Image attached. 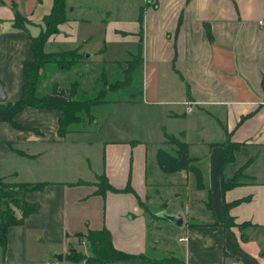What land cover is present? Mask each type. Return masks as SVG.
<instances>
[{
  "label": "crops",
  "instance_id": "1",
  "mask_svg": "<svg viewBox=\"0 0 264 264\" xmlns=\"http://www.w3.org/2000/svg\"><path fill=\"white\" fill-rule=\"evenodd\" d=\"M138 2L135 16L99 18V52L107 44L123 43L130 47L124 51L133 54L132 47L136 52L140 35L139 70L145 73L146 99L151 104L177 106L167 116L182 118L184 126L162 133L152 142L147 159L149 141L134 135L96 142L85 137L77 141L69 139L71 126L59 135L60 112L54 107L22 109L14 116L20 128L0 122V178L5 182H46L41 190L24 195L25 201L37 203V211L21 225L8 228L0 264H67L69 248L78 251L77 247L83 246L86 250L83 238L77 234L102 227L109 232L116 250L142 254L149 260L175 258V264H264V0ZM51 3L52 0H0V86L5 101L14 102L20 96L24 82L21 65L31 59L28 36L38 33L31 31L39 28ZM83 7L74 9L77 15ZM15 13L30 23L25 31L11 25ZM139 14L141 26L137 21ZM77 15L58 25L57 33L45 43V52L58 51L62 40L79 48L78 42L83 40L78 41L74 32L86 19L79 22ZM206 28L211 40L206 37ZM115 60L114 57L111 61ZM50 69L53 74L48 80L49 90H41L47 103L57 106L65 98L52 93L51 85L61 71ZM187 103L190 112L185 110ZM180 106L183 108L178 109ZM148 129L161 131L159 124H150ZM167 136L185 144L186 159L198 169L202 188H196L191 171L166 173L159 168L157 150L172 156L175 152L166 144ZM225 141L238 143L239 147L233 159L221 165ZM83 144L85 149L80 153ZM239 167L248 182L222 191L221 180L230 179ZM100 174L117 189L128 182L138 201L130 192L96 194L92 182ZM189 175L194 188L201 192L198 208L188 203ZM79 180L84 183L77 184ZM152 185H163L173 201L182 197L181 201L167 210L169 199L162 201L149 193ZM237 199L244 201L229 205L227 210L234 225L224 228L222 203ZM154 202L158 211L165 210L164 214H179L181 225L167 220L158 224L161 219L154 213L157 210L149 206ZM44 206L48 209L46 216L40 214ZM240 223L243 224L238 227ZM170 226L177 227L176 239L166 242L161 237L164 256L157 257L161 238L150 229ZM29 228H41L50 240L49 258L30 261L27 257ZM52 254H61V261Z\"/></svg>",
  "mask_w": 264,
  "mask_h": 264
},
{
  "label": "rangeland",
  "instance_id": "2",
  "mask_svg": "<svg viewBox=\"0 0 264 264\" xmlns=\"http://www.w3.org/2000/svg\"><path fill=\"white\" fill-rule=\"evenodd\" d=\"M67 1H70L69 3H66L67 16L69 18L74 14L77 15V11L74 10L75 8L84 6L83 8L85 10L83 9L82 11H79L80 13H78L77 16L80 19L79 22H81L82 19H86V21L81 23L77 33L74 32L77 35L78 41H83L78 42V48L74 47L73 43L68 42L67 40H62L63 43H61V45L59 44L60 47L58 48V51L46 52V58L50 61V64L42 66V69L44 68L42 70L44 73L38 86L40 87L38 96L43 95V89L41 90V88L49 90L48 80L53 74V72L51 73L50 68H53L54 71H61V73L58 74L60 76H58L59 78H57L56 83H52L51 91L52 93L63 96L65 98V101H63V103L66 101L69 102L72 99L69 95V84L73 80L77 83L76 91L72 95V97H74V99L76 100L80 99L85 103H90L94 100L96 92L99 89L106 91V93L103 95V101L101 103L90 106L87 109V112L82 111L80 120L67 126V128L71 126L74 131H70V133L68 134V136H70L69 139L75 138L77 139V141H79L83 140L82 138L89 137L93 142H96V140L101 139H118L120 135L124 134L134 135V137L149 141V143L146 144L147 159H149L151 145L153 144L152 142L157 141V139H159V136H161L162 133L168 132V129L170 128L174 130L182 128L184 126V120L182 118H168L167 112L173 110L177 106L169 107L161 103L151 104L149 102V98L146 99L144 91L146 87V79L145 73L141 68L140 70L135 69L132 73L130 72L131 81H129L130 83L128 82V84L130 85L127 84L128 86H124V81L122 80L125 79V77L128 75V71H124V69H126L124 59L129 60L130 58V55L127 54V52L124 50L130 48L128 44L124 45L123 43H110L107 44L101 52H99V50L102 48V23H100L99 18L109 20L128 16L130 17V15L135 16L136 14H138V1L140 0H78L77 2H75V0ZM70 7L72 10H70ZM102 21L103 20H101V22ZM38 30L39 28L31 32L33 34H36ZM75 34L73 35V37H75ZM131 51L134 53V47H132ZM85 54L89 56L84 57ZM78 56L81 57L79 61L81 64H74L73 60H75ZM114 57L117 58V60L111 61ZM121 81L123 82V87H120L113 91H109L110 88H117L116 83H120ZM45 82L46 84L44 85ZM45 86L47 87L45 88ZM159 86L161 85L159 84ZM58 89L59 91H57ZM132 98L134 99L133 101ZM159 99H161V96L159 97ZM128 100H131L132 102ZM182 108L183 107L180 106L178 109ZM179 117L182 116L179 115ZM94 120L96 122H94ZM150 124H159L161 131H158L156 133H154V129L149 131L148 126ZM75 143L78 144V142ZM166 144L176 152L177 146L175 144L167 141V139ZM84 145L85 144H83V146L79 149L80 153L84 152ZM175 152H173V156L175 155ZM168 154L172 155L171 153ZM186 163L190 165V160L186 159V157L184 156L183 164ZM97 181L98 180L96 176L95 181L92 182L95 188L97 187L99 182ZM193 184V177L192 175H189L187 180L186 192V194L188 195V203H190L192 207L198 208L199 201H197V197L201 195V192H197ZM156 190L158 191L157 194ZM148 192L154 194L156 197H160L161 199H159L162 201L164 200V198L169 199V201H167V210L168 208L170 209V206L173 205V203H179L182 199V197L176 198L173 201L163 185L159 187L152 185ZM167 195H169V197ZM156 205L157 203L155 204V202L154 204H149L152 210L158 211V209L155 207ZM159 207L161 208V210L164 209L162 208V206H158V208ZM47 210L48 209L46 208V206H44L40 214H44V216H46ZM157 211H155L154 213L157 217L159 215L158 219L160 218L161 221H158V224L162 225V220L165 219H162V217H160V214L165 213V210L158 212ZM15 213L16 215H18L17 211ZM176 228L177 227L170 226L168 227V229L160 228L157 229V231H154L152 228L150 229V232L155 235L157 234L159 238L165 237L167 239L166 242H168L169 240L175 241L177 236ZM27 232V251L29 252L27 254V257L30 258V261L49 258L48 255L51 253L50 249L52 245L50 244V240L47 238V236L44 235L43 230L41 228H29ZM162 238L158 245L159 251H157V257L164 256L162 252ZM77 250L82 253L86 252L83 246L77 247ZM82 262L83 261H79L78 263ZM68 263L69 262L67 261V264Z\"/></svg>",
  "mask_w": 264,
  "mask_h": 264
},
{
  "label": "trees",
  "instance_id": "3",
  "mask_svg": "<svg viewBox=\"0 0 264 264\" xmlns=\"http://www.w3.org/2000/svg\"><path fill=\"white\" fill-rule=\"evenodd\" d=\"M69 20L67 16V4L66 0H52L50 10L47 14L43 15L39 23V31L34 36H28L29 49L31 52V59L22 62L21 68L24 76V82L21 85V93L19 98L14 102L5 101L0 103V122L4 121L15 128H20L14 121V116L26 107L33 108H56L60 115L58 117L59 135H63L67 126L71 123H76L81 118V112L86 111L90 106L99 104L103 101V95L106 91L99 89L96 92V96L90 103H85L83 100H76L72 95L77 88L76 81H72L69 84V95L71 101L64 102L61 105L52 106L47 103L45 97L38 96V86L43 75L42 66L50 64V61L46 58V52L44 50L45 43L48 37L57 33L58 25ZM139 26H141V15L137 18ZM104 23V20L102 21ZM30 24L23 16L15 13L11 21V25L19 30H26L25 26ZM206 37L211 40L209 30L205 29ZM141 38L137 44L136 52L129 54V60H126L124 71H128V75L123 79L124 86H128L131 81V75L135 69H139L141 64ZM81 57H77L73 60L74 64L80 61ZM135 59V61H134ZM40 71V72H39ZM117 82V88H110L109 91L116 90L123 87V82ZM130 83V82H129ZM102 84V82H101ZM128 84V85H127ZM261 88L264 92V76L261 79ZM167 141L175 144L176 152L172 156L161 149L156 152V161L159 168L166 173L174 172L179 169H186L191 171L194 176L195 186L197 189L202 188V181L198 169L192 164L178 165L177 161L179 155L183 152L186 157L185 144L179 142L172 136H167ZM224 152L220 159V164L230 162L233 159V154L239 147L238 143L225 141L222 143ZM244 165V164H243ZM98 185L94 191L96 194L103 195L106 191L111 192H130L138 201L135 193L130 188L128 182L124 188L117 189L111 186L106 180L103 174L97 175ZM248 182L247 176L242 174V168L239 167L235 170L232 177L228 180H221V190L224 191L233 186L240 185ZM76 183H84L77 181ZM46 185V182H5L0 178V251L3 252L7 240V230L10 226L21 225L24 219L37 211V203H29L25 201L24 195L27 192L39 191ZM209 197L207 199V205ZM244 199L233 200L229 203H222V226L228 228L230 225H234L230 216H228L227 210L229 205H236ZM18 212L16 215L15 212ZM243 223L238 224L241 227ZM77 237H82L85 243L86 252L73 251L65 257L68 264H126V263H139V264H175L177 260L175 258H163L160 260H149L142 254H129L119 250H116L112 244L109 232L102 227L99 230H86L84 235L77 234ZM83 261L82 263H78Z\"/></svg>",
  "mask_w": 264,
  "mask_h": 264
},
{
  "label": "water",
  "instance_id": "4",
  "mask_svg": "<svg viewBox=\"0 0 264 264\" xmlns=\"http://www.w3.org/2000/svg\"><path fill=\"white\" fill-rule=\"evenodd\" d=\"M70 10H71V8H70ZM88 56L89 55H87V54L84 55V57H88ZM4 101H5V93L3 91L2 86H0V103H3ZM183 159H184V153L182 152L180 154L179 160L177 161V164L178 165H182L183 164ZM158 217H159V215H158ZM160 217H162L163 219L171 222L175 226L181 225V216L179 214L167 215V214L163 213V214H160ZM73 251H74L73 248H69L68 249L69 253H71ZM53 258L55 260H57L58 262H60L61 261V254H54Z\"/></svg>",
  "mask_w": 264,
  "mask_h": 264
},
{
  "label": "built area",
  "instance_id": "5",
  "mask_svg": "<svg viewBox=\"0 0 264 264\" xmlns=\"http://www.w3.org/2000/svg\"><path fill=\"white\" fill-rule=\"evenodd\" d=\"M258 24H261V21H258ZM186 112H190V107H189V104L187 103L186 104ZM184 238H179V240H183Z\"/></svg>",
  "mask_w": 264,
  "mask_h": 264
}]
</instances>
